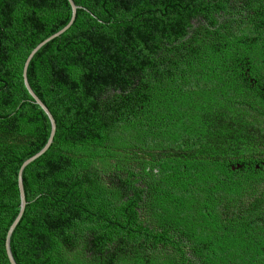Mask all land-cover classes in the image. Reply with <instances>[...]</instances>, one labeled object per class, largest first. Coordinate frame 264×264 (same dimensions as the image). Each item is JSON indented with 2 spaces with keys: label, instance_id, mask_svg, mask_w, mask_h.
I'll list each match as a JSON object with an SVG mask.
<instances>
[{
  "label": "trees",
  "instance_id": "1",
  "mask_svg": "<svg viewBox=\"0 0 264 264\" xmlns=\"http://www.w3.org/2000/svg\"><path fill=\"white\" fill-rule=\"evenodd\" d=\"M73 1L16 263L264 264V0ZM71 15L0 0V264Z\"/></svg>",
  "mask_w": 264,
  "mask_h": 264
},
{
  "label": "water",
  "instance_id": "2",
  "mask_svg": "<svg viewBox=\"0 0 264 264\" xmlns=\"http://www.w3.org/2000/svg\"><path fill=\"white\" fill-rule=\"evenodd\" d=\"M72 9V15H71V19L70 21L60 30H58L57 32L51 34L50 36H48L47 38H45L43 41H41L39 44H37L29 53L25 64H24V68H23V82L25 85V88L27 89L28 93L30 94V96L32 97V100L38 104L43 111L46 113V115L48 116L49 120H50V125H51V131H50V135L48 137V140L46 142V144L44 145V147L38 151L37 153H35L33 156L29 157L28 159H26L22 165L19 168L18 171V175H17V183H18V189H19V197H20V209L19 212L16 216V218L13 220V222L11 223L7 233H6V237H5V250H6V254L8 257V260L10 262V264H17L12 252H11V248H10V237L11 234L13 232V230L15 229L16 225L18 224L19 220L22 217V214L24 212L25 206H26V198H25V192H24V187H23V180H22V173H23V169L26 165H28L30 162H32L34 159H36L37 157H39L41 154H43L48 147L50 146V144L52 143L53 140V136L56 130V123L54 120V117L52 115V113L50 112V110L47 108V106L43 103V101L36 95V93L33 91V89L31 88V86L29 85L28 79H27V67L28 64L31 60V58L34 56V54L44 45L46 44L48 41L52 40L53 38L60 36L63 32H65L73 23L74 18H75V14H76V10L78 8V6L74 3L73 0H68Z\"/></svg>",
  "mask_w": 264,
  "mask_h": 264
}]
</instances>
